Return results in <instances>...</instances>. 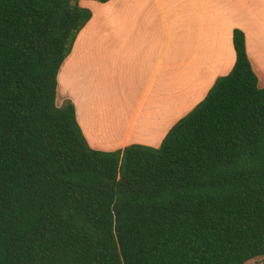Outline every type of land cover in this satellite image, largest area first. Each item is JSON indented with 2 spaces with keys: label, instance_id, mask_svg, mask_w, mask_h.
Returning a JSON list of instances; mask_svg holds the SVG:
<instances>
[{
  "label": "trees",
  "instance_id": "obj_1",
  "mask_svg": "<svg viewBox=\"0 0 264 264\" xmlns=\"http://www.w3.org/2000/svg\"><path fill=\"white\" fill-rule=\"evenodd\" d=\"M91 16L80 0H0V264L264 262V87L243 31L159 147L103 151L57 105Z\"/></svg>",
  "mask_w": 264,
  "mask_h": 264
},
{
  "label": "crops",
  "instance_id": "obj_2",
  "mask_svg": "<svg viewBox=\"0 0 264 264\" xmlns=\"http://www.w3.org/2000/svg\"><path fill=\"white\" fill-rule=\"evenodd\" d=\"M80 4L92 16L77 35L58 79L63 74L67 95L68 64L78 61L79 82L86 93L68 95L94 149L114 151L132 143L158 146L216 78L231 71L235 28L245 35L252 69L259 87H264V0H80ZM109 85L121 92L120 101L133 102L126 129L114 145L89 134L82 117L86 101L103 96Z\"/></svg>",
  "mask_w": 264,
  "mask_h": 264
},
{
  "label": "rangeland",
  "instance_id": "obj_3",
  "mask_svg": "<svg viewBox=\"0 0 264 264\" xmlns=\"http://www.w3.org/2000/svg\"><path fill=\"white\" fill-rule=\"evenodd\" d=\"M171 28L174 34V23L172 24ZM67 72L71 76V80H69L70 84L66 85V89L68 88L67 89L68 94L69 92H71L73 96L79 97V95L83 94V92L86 93L85 89H81V86H80L79 77H78V74H79L78 61L71 60L68 64ZM58 81H59V92L57 93L58 94L57 95V105H62L64 102L71 100L70 99L71 96L68 94L64 95L63 74L60 76ZM110 86L111 85H109V87ZM89 90L90 89L88 87L87 91ZM115 90L116 89L112 87H110L107 91L106 89H104L103 96L97 98L96 100H94V96L90 97L91 101L89 100L86 101V104H87L85 108L86 113L82 116L83 124L84 123L88 124V128L86 127L87 132L89 134L92 133V136H96L97 138L104 140L107 143V145H114L115 143L120 141L121 136L123 135L126 129V126H127V119L130 117L132 108H133V105H132L133 102L129 101L128 103H124L123 100L120 101L118 98L119 97L118 95H120L121 92H115ZM120 97H123V96L121 95ZM201 100L202 99H199L197 103L183 116L188 114ZM71 101L73 102V100ZM165 135L162 137L160 144L162 143V140L165 137ZM160 144L158 146H152V145H147V146L159 147ZM260 261H261V258L256 259V260H251L247 262L246 264H258Z\"/></svg>",
  "mask_w": 264,
  "mask_h": 264
}]
</instances>
